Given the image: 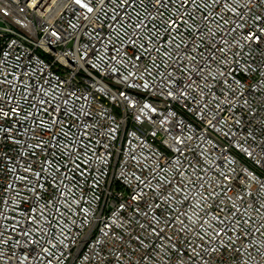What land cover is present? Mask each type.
Returning <instances> with one entry per match:
<instances>
[{"label":"built area","instance_id":"obj_1","mask_svg":"<svg viewBox=\"0 0 264 264\" xmlns=\"http://www.w3.org/2000/svg\"><path fill=\"white\" fill-rule=\"evenodd\" d=\"M245 2L0 0V264H264Z\"/></svg>","mask_w":264,"mask_h":264},{"label":"snow or ice","instance_id":"obj_2","mask_svg":"<svg viewBox=\"0 0 264 264\" xmlns=\"http://www.w3.org/2000/svg\"><path fill=\"white\" fill-rule=\"evenodd\" d=\"M74 2L77 4V5H80L82 8L86 9L88 12H92L93 11V8L89 7V3H90V0H74ZM162 2V0H156V3L157 4H160ZM216 2V0H214V3ZM260 3H264V0H260ZM253 5V0H246L245 4L244 5H241V7H250ZM225 7H227L225 5ZM260 20V22L264 23V17H259L258 18ZM259 32H264V28H260L258 29ZM55 35V33H53ZM252 37L255 38L257 41H260L262 39H264V37L258 35L257 33H252ZM246 39L248 37H245ZM152 111H155V109H152ZM6 115V114H5Z\"/></svg>","mask_w":264,"mask_h":264}]
</instances>
